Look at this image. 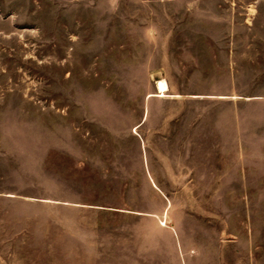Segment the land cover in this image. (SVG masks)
Wrapping results in <instances>:
<instances>
[{
    "label": "rangeland",
    "instance_id": "374dc122",
    "mask_svg": "<svg viewBox=\"0 0 264 264\" xmlns=\"http://www.w3.org/2000/svg\"><path fill=\"white\" fill-rule=\"evenodd\" d=\"M0 264H264V0H0Z\"/></svg>",
    "mask_w": 264,
    "mask_h": 264
},
{
    "label": "bare ground",
    "instance_id": "6f19581e",
    "mask_svg": "<svg viewBox=\"0 0 264 264\" xmlns=\"http://www.w3.org/2000/svg\"><path fill=\"white\" fill-rule=\"evenodd\" d=\"M159 91H160V97H165L166 94L169 92V86L166 81L159 82Z\"/></svg>",
    "mask_w": 264,
    "mask_h": 264
}]
</instances>
